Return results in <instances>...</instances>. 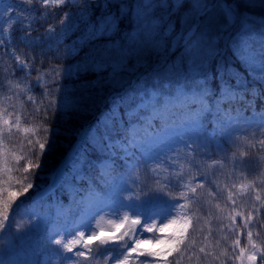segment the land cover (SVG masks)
<instances>
[{"label":"snow or ice","instance_id":"snow-or-ice-1","mask_svg":"<svg viewBox=\"0 0 264 264\" xmlns=\"http://www.w3.org/2000/svg\"><path fill=\"white\" fill-rule=\"evenodd\" d=\"M26 2L31 5L32 0ZM78 2L83 3L80 19L85 30L69 47L67 54L77 55V45L91 46L86 58L71 65L67 74L79 77L91 73L95 78L87 81V85H106L112 90L124 91L123 94L113 91L109 97L111 112L101 113L90 130L77 133L78 139L65 159L66 171L62 173L67 177V182L62 185L61 195L66 194L70 198V206L65 207L59 201L50 206L56 208V221L64 217L66 223L69 212H82L87 220L105 207L116 218L109 221L108 235L100 221L96 220L94 228L89 226L71 232L65 228L63 234L55 229L50 230L47 241L56 247V255L63 264H131L130 257L133 254L139 264H153V261L155 264H169L167 259L160 258L171 255L173 251L179 253L180 246L195 247L196 240L191 239L189 229L193 232L197 230L194 222L201 219L196 214L198 209L179 203L171 191L157 188L153 189L155 195L168 197L173 202L154 209L148 215L143 211L123 210V205L116 206L117 198L130 204L133 199L139 201V196L135 190L123 195L125 189L121 169L130 166L129 159L135 157L137 151L145 152L148 148L173 141L177 127L192 134L190 143H185V147H189L192 152L198 149L207 151V137L231 136L232 124L240 119L247 120L239 115L233 116L223 107L230 96L235 98L233 83L236 89L250 91L254 97L264 100V31L259 37L252 32L254 17L248 11L255 5L253 0L220 4L212 0H39V5L47 9L49 5L75 6ZM259 2L264 6V0ZM6 4L0 8V48L4 47L6 40H11L13 31L22 32L25 47H40L39 53L28 55L26 59H21L15 51L11 53L23 69L27 61L35 63L43 56L44 50L38 39L31 36V31L35 29L25 27L21 18L13 14L12 6ZM216 9H219V13ZM62 17L61 34L80 29V24L63 27L70 18L69 12H63ZM177 19L178 26L175 22ZM238 22L240 29L237 31ZM260 22L264 24V17L260 18ZM17 25L20 27L17 28ZM46 32L54 33L55 26L46 28ZM220 41L229 44L233 56L245 68L247 75L217 60ZM153 58L159 59L164 65V72L155 76L151 73L142 74L139 79L132 80L129 86L125 74L132 75L147 69ZM248 77L257 81L251 89L248 87ZM212 79L219 81V97L210 87ZM39 80L37 76L34 87H39ZM9 83L11 85V81ZM11 86L19 88L20 84ZM27 99L32 101L33 96L29 95ZM123 105L127 107L121 115L120 107ZM64 108L90 114L87 98H83L82 104L66 98ZM133 118L137 122L145 121L148 129H157L158 122L160 127L154 132L147 131L141 138L134 134L129 137L124 134L125 121L130 122ZM260 121L259 127L264 128V112L260 114ZM209 125L212 126L210 130ZM135 126L132 125L133 131ZM14 128H20V117L0 105V232L8 227L9 210L16 198L34 187L31 178L34 171L41 167L43 154L50 150L51 143L50 135L36 141L29 139L28 146L32 149L29 156H36V159H29L27 165L22 166L25 175L13 177L11 173L19 171L16 166L25 159L8 149L6 141L11 140ZM42 131L51 132L48 128ZM259 143L264 148V140ZM36 145L38 153L35 151ZM244 155L247 158L248 154ZM13 179L18 185L24 181L19 191L12 189ZM165 183L170 185L171 181ZM203 187L202 183L193 186L189 189L190 196L182 192L181 197L195 205L199 202L197 190ZM234 187L225 185L227 202L223 208L216 206L222 214L219 217L221 223L227 221L224 227L235 233L231 243L223 246L220 241H216L211 247L206 244L199 247V254L212 258L208 264H212V261L218 264H264V239L260 242L254 240V232L248 228L254 214L264 209V198L260 194L264 190L256 186L255 180L247 183L242 180L239 185L241 190L255 191L253 200L258 203L257 207L247 200L238 202ZM178 208L186 211L178 213ZM238 217L243 221V228L235 224ZM121 228L124 231L121 232ZM245 229L247 242L242 245L240 236ZM144 233L152 236L142 238ZM256 235L259 236V233ZM204 239L207 240L208 236ZM223 239L227 240L228 237ZM156 246L162 248L154 250ZM216 248L220 250L216 251ZM61 249L63 253L72 255H63ZM105 249L109 251L104 253ZM116 249L123 251L116 252ZM101 253H104L102 260L99 258ZM192 255L196 256L197 253L193 251ZM0 264H5L3 259H0ZM43 264H48V261L45 260Z\"/></svg>","mask_w":264,"mask_h":264},{"label":"rangeland","instance_id":"rangeland-1","mask_svg":"<svg viewBox=\"0 0 264 264\" xmlns=\"http://www.w3.org/2000/svg\"><path fill=\"white\" fill-rule=\"evenodd\" d=\"M8 2V4H6ZM13 0H0V8L11 5ZM23 39V34H22ZM9 44L11 47H9ZM18 36L13 31L11 33V40H6L3 47L4 52L8 53V61H6L7 72V87L0 85V105L9 109L10 112L14 111L15 115L20 112L23 108V104L28 103L27 97L31 87L30 84V73L29 63L26 62L23 69L20 68L18 62L12 56V52L15 51L16 55L21 59H25L20 56L18 52ZM49 49L57 47L51 44L48 46ZM9 67V69H8ZM23 70V73L17 75L18 70ZM41 77V75H39ZM20 84L19 88L10 85ZM231 97V96H230ZM236 97V93H235ZM12 99H17L13 101ZM14 105V108H13ZM14 109V110H12ZM264 112L261 110L259 113L255 111L254 115H248L246 113L235 112L233 116H241L245 119H240L232 124V135L227 137L219 136L216 139L210 137L207 138L208 148L207 151L197 150L196 152L189 151V147L184 148L186 141L190 139V133L183 132L180 128L175 129V138L173 141L177 145H183L177 147L172 154H159L149 155L148 162L143 165L136 166L138 175L133 176L134 184L133 189L139 193V203L143 209H147L150 206L158 204L165 205L171 200L168 197L157 196L153 193V189H163L165 192L171 191L174 197L183 199V202L188 205L189 208L198 209L197 215L201 217L196 224V231L190 228L189 233L191 239L196 240L195 247L189 245L188 248L180 246V252L176 253L171 257V264H208V261L212 258H205L199 254V247L205 246L206 244L211 247L216 241H220L223 246H228L235 233L229 231L224 224H222L219 217L222 215L219 208H223L227 202V192L225 185L228 187H234L237 201L247 200L249 204L258 203L253 200L255 191L248 192L247 189L241 190L239 185L242 182L247 183L248 181L255 180L256 186L264 190V148L261 147L260 141L264 140V128L259 127L260 114ZM133 119L131 122V136L134 134L137 138L143 137L147 131L154 132L160 124L157 123V129H148L145 127L146 122H137ZM172 123V122H169ZM136 125L133 131L132 125ZM21 125V124H20ZM23 130V129H22ZM25 131V129H24ZM22 132V131H21ZM206 133V132H205ZM177 134V135H176ZM183 136V139H181ZM115 140V139H114ZM8 149L14 151L18 156H24L25 159L20 162L16 167L19 171H13L11 175L13 177L25 175L22 170V166H26L31 157H27V153L31 151L30 148H24L27 144V140L22 135L13 133L11 140L6 141ZM190 143V142H189ZM70 153V152H69ZM247 153V158H245ZM33 160V159H32ZM11 167V163L9 164ZM61 170V177L65 172V167L60 166L59 169L50 175L52 179ZM21 172V173H20ZM42 176V175H41ZM43 176H46L45 173ZM51 181V180H50ZM166 181H171L170 185H166ZM23 182V180H22ZM21 182V184H22ZM204 184L203 188H198L197 194L199 202L195 205L190 203L187 198L181 197V193H187L189 196V189L198 184ZM18 186L15 179L12 181V189ZM46 187L36 194L39 197L46 195L47 193L54 191H45ZM212 193H216L215 196ZM261 196L264 198V191H261ZM65 207L70 206L63 204ZM123 205L120 202L116 203V206ZM124 206V205H123ZM163 207V206H162ZM15 208V207H13ZM124 206L123 210L125 209ZM23 210L16 215H9L8 227L5 231L0 232V259H3L5 264H43L45 260L48 264L60 261V257L56 255V247L49 244L47 241V235L50 230L55 229L57 232L63 234L64 229L67 228L68 232L73 230H82L89 226L95 227V221L99 220L101 226L105 229V234L108 235L107 229L110 227L109 221L116 217L111 214V210L107 207L103 211H97L93 217L84 219L82 212L73 211L67 215V223L65 218L61 217L59 221H56V208L49 213H41L36 209ZM12 210V209H11ZM14 213L18 212L13 209ZM131 212H137L135 209H130ZM186 211L181 210L178 213ZM144 212V211H143ZM145 213V212H144ZM51 217V219H48ZM103 217V219H101ZM235 224L243 228V221L241 218H237ZM248 228L254 232V240L260 242L264 239V209L257 214H254L253 221L248 225ZM124 228H121V232ZM171 231V230H170ZM245 229L240 238L241 243L246 244L247 236ZM209 233L211 235L209 236ZM259 233V236L256 234ZM87 235V232H86ZM114 235V233H113ZM208 236L205 240L204 237ZM227 236L228 239L224 240L223 237ZM21 237H24L21 239ZM67 238V237H66ZM188 244V241H185ZM93 244V248H95ZM145 247L151 248V245H145ZM116 249L114 251L120 252ZM219 251V248L215 249ZM63 255H72L71 253H63ZM109 249H105L104 253H107ZM197 253L196 256L192 255V252ZM104 253H101L100 259H103ZM199 257V259H197ZM212 264H218L217 261H212Z\"/></svg>","mask_w":264,"mask_h":264},{"label":"trees","instance_id":"trees-1","mask_svg":"<svg viewBox=\"0 0 264 264\" xmlns=\"http://www.w3.org/2000/svg\"><path fill=\"white\" fill-rule=\"evenodd\" d=\"M212 2L215 4L247 3L248 0H212ZM253 3L255 6L248 11L249 15L254 17V20L252 21V32H254L256 36L259 37L261 32L264 31V24L260 22V18L264 17V6L260 5L259 0H253ZM11 6L14 9L13 14L21 18V22L25 27H31L35 29L34 31H31V36L38 39L40 46H42L44 50L43 56L36 60L35 63L28 61V71L30 73L29 80L31 84V87L28 89H30L29 95L33 96V100L28 101V103L25 105L23 104L21 106L23 108L18 114H16L20 117L21 125L19 129L14 128L13 133L15 132L18 135L20 134L27 140L26 146L23 145L24 148H29V139L36 141L40 140L45 135L51 136L50 150L43 154L41 167L34 171V175L31 178L34 187L26 194L19 195L16 198L12 204L11 209H13V207L19 203H23L24 205L34 203L32 200L34 192L47 184L48 174L57 168L63 155L76 141L78 137L77 133L81 132L88 125L90 126V130L96 124L97 117L100 116L101 113H110L112 106L109 102V97L113 95V91L118 94H123L124 90H112L106 85H101L99 87H91L90 85H87V81L95 78L94 74L91 73L86 75L82 74L79 77L69 76L67 74V69L71 65L86 58V54L88 53L91 46L89 44H85L83 46L77 45L79 49L77 55L69 56L67 54L69 47L72 46L75 41H77L78 37L83 35L85 30V25L80 19V12L84 10L82 2H78L75 6L73 4H68L64 7H60L58 5H49L47 9H42V6L39 5V0H32L31 5H29L26 0H13ZM215 11L219 13V9H216ZM63 12L70 13V18L68 19L67 25H64L63 27L80 24V29L78 31L69 30L67 33L61 34V20L63 19ZM49 13H51V15H49ZM218 18L222 19V17L219 16ZM175 22L178 26L179 20L177 19ZM51 26H55V32L49 34L46 32V28ZM19 27L20 25H17V28ZM239 29L240 25L238 22L236 25V30L238 31ZM14 32L18 36V52L21 57L26 59L28 55H35L40 52V47H34L33 45L25 47L22 39V32ZM49 36L51 38H49ZM255 43H258V41L254 42V44ZM51 44L56 45L57 47L51 48L50 50L48 46ZM30 48L32 51H29ZM219 48L220 52L217 56L218 61L224 63L225 65H230L247 75L245 68L233 56L231 48L227 42L220 41ZM8 60H10L9 56L5 55L3 48H0V85H3L4 87H7L8 83V74L5 69L6 61ZM53 69H57V71H53ZM163 72L164 65L159 59L153 58L149 61V67L147 69H141L140 72L134 73L132 75H125L127 76L130 86L131 81L139 79L142 74L151 73L153 76H155L160 75ZM21 73H23V70L19 69L17 71V75ZM39 75H41V77H39V87H34V82ZM214 75L215 72L213 65V76ZM248 80L249 89L257 84V81L253 80L252 77H248ZM149 82H151V77H149ZM210 87L214 90L217 97H219V81L216 79L210 80ZM232 90L247 94L249 98H252V102L248 103L241 97L237 98V95L235 98L229 97L223 107L230 110V112L236 111V109L246 112H253V110L264 108V100L254 97L250 91L236 89L234 83L232 84ZM66 98H72L73 100L77 101L78 104H82L83 98H87L90 114H81L80 112L72 109L66 110L64 108V101ZM12 100L15 101L17 99ZM50 101L52 102L51 105L49 104ZM125 107H127V105L120 107L121 115H123ZM130 122L127 120L125 121L124 134H126V129ZM211 127L212 126L209 125V130ZM43 128H48L51 130V132L45 133L42 131ZM24 129H28L29 131H24ZM205 134H207V132ZM114 138L117 137H113V139ZM211 138L214 139L213 137ZM35 151L38 153V145L35 146ZM29 153L30 152L27 153V157H30ZM31 158L35 160L36 156H31ZM44 173L46 176H43ZM23 183L24 181L13 190L19 191ZM55 197V194L48 196L45 199V203L52 202ZM179 203L183 202L180 201ZM178 210L180 209L178 208ZM152 247L153 246H151V248ZM161 248L162 246H156L154 250ZM175 253L176 252L173 251L171 255H166L160 259H167L169 264H171V257ZM136 259L137 258L135 257L132 259L133 262H131H138L139 264V260ZM153 264H155V261H153Z\"/></svg>","mask_w":264,"mask_h":264},{"label":"bare ground","instance_id":"bare-ground-1","mask_svg":"<svg viewBox=\"0 0 264 264\" xmlns=\"http://www.w3.org/2000/svg\"><path fill=\"white\" fill-rule=\"evenodd\" d=\"M60 176H61V170L57 173V175L53 177L52 183L48 186L47 191L51 190L55 186Z\"/></svg>","mask_w":264,"mask_h":264}]
</instances>
